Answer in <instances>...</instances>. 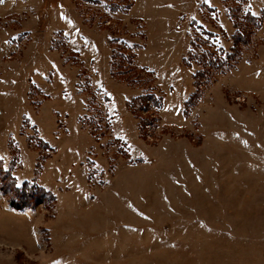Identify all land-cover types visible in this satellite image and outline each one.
I'll use <instances>...</instances> for the list:
<instances>
[{"label": "rangeland", "instance_id": "1", "mask_svg": "<svg viewBox=\"0 0 264 264\" xmlns=\"http://www.w3.org/2000/svg\"><path fill=\"white\" fill-rule=\"evenodd\" d=\"M6 171L0 264H264V0H2Z\"/></svg>", "mask_w": 264, "mask_h": 264}, {"label": "trees", "instance_id": "2", "mask_svg": "<svg viewBox=\"0 0 264 264\" xmlns=\"http://www.w3.org/2000/svg\"><path fill=\"white\" fill-rule=\"evenodd\" d=\"M246 32L245 30H242V32H239L236 34V41H235V47L232 49V53L228 56V58H232L234 56L235 51L238 53L241 51V48L239 45V42H244L246 40ZM210 54V53H209ZM134 57L135 54L132 49H123L119 48L116 46L113 51V67L115 73L118 75H128L131 76V72L135 70L137 67L134 66ZM208 67L207 69L208 72H210V69H216L219 70L220 68H223V65L226 64L221 58L218 57V55L211 54L210 58H208ZM227 65V64H226ZM204 74L203 72H200L197 74V78H200L201 75ZM130 78V77H128ZM201 79V78H200ZM161 99L159 100L155 94L152 92L147 93L145 95L139 96L137 98H134L131 100L129 103V106L131 110L135 113V115L139 118L140 120V126L141 130L146 128L147 124H150L151 121L154 120V118H151L150 113V103L154 102L157 103L158 105H161L160 102ZM3 174L1 175V183H2V188L6 190L10 194V204L11 206L17 208V209H22L27 206H35L41 202H44L45 200V195L46 197L50 195L49 193L43 191L41 188H37L34 184L29 185L28 183H24L22 186H16L13 182L12 176L9 174V172H2ZM30 192L28 193L27 191Z\"/></svg>", "mask_w": 264, "mask_h": 264}, {"label": "snow or ice", "instance_id": "3", "mask_svg": "<svg viewBox=\"0 0 264 264\" xmlns=\"http://www.w3.org/2000/svg\"><path fill=\"white\" fill-rule=\"evenodd\" d=\"M0 2H2V0H0Z\"/></svg>", "mask_w": 264, "mask_h": 264}]
</instances>
